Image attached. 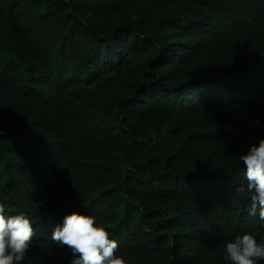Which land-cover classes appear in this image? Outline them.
Returning <instances> with one entry per match:
<instances>
[{
  "label": "trees",
  "instance_id": "obj_1",
  "mask_svg": "<svg viewBox=\"0 0 264 264\" xmlns=\"http://www.w3.org/2000/svg\"><path fill=\"white\" fill-rule=\"evenodd\" d=\"M261 139L264 0H0V202L33 224L22 264H69L51 233L73 212L126 264H231L237 235L264 240L240 160Z\"/></svg>",
  "mask_w": 264,
  "mask_h": 264
},
{
  "label": "clouds",
  "instance_id": "obj_2",
  "mask_svg": "<svg viewBox=\"0 0 264 264\" xmlns=\"http://www.w3.org/2000/svg\"><path fill=\"white\" fill-rule=\"evenodd\" d=\"M240 160L246 169L247 191L253 193L249 215L255 217L258 213L264 221V139L251 145ZM238 191L244 192L245 188ZM33 236V224L27 213L11 215L0 202V264H22ZM51 239L61 249L67 246L71 250L69 264H126L117 255L120 248L117 240L97 225L93 215L78 212L65 215L53 229ZM225 251V259L231 264H260L264 261V240L258 241L254 233L237 235L226 244Z\"/></svg>",
  "mask_w": 264,
  "mask_h": 264
}]
</instances>
